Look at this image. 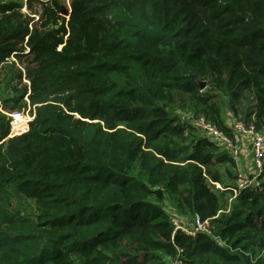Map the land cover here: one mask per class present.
Here are the masks:
<instances>
[{"label":"trees","instance_id":"1","mask_svg":"<svg viewBox=\"0 0 264 264\" xmlns=\"http://www.w3.org/2000/svg\"><path fill=\"white\" fill-rule=\"evenodd\" d=\"M49 3L23 28L19 7L0 5V68L12 54L24 66L17 86L35 107L28 131L0 144V264H156L175 247L185 264H264V174L219 215L213 184L236 189L224 181L234 163L173 115L190 95L222 131L210 87L258 130L264 0H69L59 27ZM18 197L35 219L12 208ZM166 199L212 236L172 243Z\"/></svg>","mask_w":264,"mask_h":264},{"label":"rangeland","instance_id":"2","mask_svg":"<svg viewBox=\"0 0 264 264\" xmlns=\"http://www.w3.org/2000/svg\"><path fill=\"white\" fill-rule=\"evenodd\" d=\"M51 1L52 0H0V5L13 4L19 7V9L16 10L17 15L19 17H16L12 21V24L14 25L17 24V22H20L23 28L31 24L30 22L34 23V21L35 22L38 21L37 16H35V13L41 14L43 10L39 3L41 4L44 3L46 4L45 6L50 7L49 2ZM58 3L61 8V12L58 13L57 15L59 19L57 21L59 27L60 25H63V20L66 19V17L68 16L70 12V7H69V0H58ZM23 69L24 66L16 65V60L15 58H13V54L8 57V59L3 64V66L0 68V135L1 137H4V139L1 140L0 144L6 143L9 139H11L14 136H19L24 134L26 131H28L27 129H29V123H31L35 118V111H34L35 107L30 106L27 100V96L30 92L29 91L26 92L24 87L27 85V81L23 80L22 85L17 86L18 81L16 79V75L18 74V71H23ZM204 91L200 90V92L202 93ZM207 91L217 96L214 100L210 101V105L214 106L216 109H219L218 123H220L219 125L223 127L221 128L222 131L221 130L220 131L223 132L224 130H226L224 132H228V134L231 133L232 136L228 138L232 142H234L237 147L238 160L236 162L232 161L235 166L234 170L232 171V175L234 179L236 178V180L232 182L228 177H224L225 182L227 183L231 182L233 183L232 185L237 186L239 183V179L237 177L238 175H242L243 177L251 176L250 174L251 172L248 173L247 168L249 167L251 169L252 140L251 138H246V137H242V138L238 136L235 137V135H233V132L230 131V129L234 123L245 121L244 120L245 113L240 111V107L237 106L239 109V114L234 115L233 112L230 109H228L229 103L231 102L230 98L220 94L218 91H215L210 87L207 89ZM17 93H21L22 95L24 93L27 94H25L24 96L25 98L22 101L16 103L12 99L14 97H17L18 95ZM173 115L177 116L182 123H187L190 119L195 120L200 117H206L201 110V104L196 103L195 101L192 100L190 95H185V94L181 95V98L177 97V104H176V108L173 111ZM24 120L28 122L24 124L23 122ZM252 122L257 123V125L259 126L257 127L258 128L257 131H263L264 119H256L253 117ZM189 126L192 129V134L188 136L189 138L193 137L196 139L197 138L202 139L204 137V135L199 131L198 128L191 126V124ZM187 131L188 130L185 131L183 136L186 135ZM237 165H238V169H237ZM214 187H215L214 190L218 192L217 195L220 198L219 199L220 210L218 212L219 215L225 212L228 215L232 213V211L236 212L241 210L238 208V204H236L237 206L232 205V203L236 200V198L239 197L240 193L237 192L234 193L230 189L228 190L223 189L222 191H220L219 189L216 188V186ZM168 202H169L168 199L164 201V205H162V210L166 213L169 220L176 219L177 221L183 222L186 225L191 223L192 221L191 215L180 214V212L177 211V209L174 206H172L170 202L169 203ZM11 205L12 208L15 211H19L20 215L23 217L32 216L31 218L35 219L37 216L36 210L38 206L35 202H33V200H28L19 197L13 198ZM210 230L211 232H213L214 230V227L211 224H210ZM156 256L158 257V261L156 262V264L171 263L172 258L167 257L163 251L160 252L158 251Z\"/></svg>","mask_w":264,"mask_h":264},{"label":"built area","instance_id":"3","mask_svg":"<svg viewBox=\"0 0 264 264\" xmlns=\"http://www.w3.org/2000/svg\"><path fill=\"white\" fill-rule=\"evenodd\" d=\"M191 120L193 119H190L188 122L191 124V126L199 129V131L204 135L203 138L214 144L220 150V152L226 153L232 159V161L236 162L238 160V151L236 144L232 142L225 133L218 130L204 117L197 118L193 121ZM23 122L24 124H26V122L28 121L24 120ZM230 131L233 132V135H235V137H246L251 138L252 140L251 176L243 177L242 175H238L237 177L239 179V183L236 189L230 190L234 193H241L242 191L247 189H259L262 183V176L264 174V129L263 131H257L255 125L252 123L245 124L242 122H237L233 124ZM217 189L221 190V186L218 185ZM170 226L172 228V243L174 242L175 235L178 233L191 239L196 238L198 235H206L208 237L212 236L210 230V221H202L198 216H195L192 219L191 223L187 225L183 222L177 221L176 219H171ZM170 264H185L182 249L175 247V256L172 258Z\"/></svg>","mask_w":264,"mask_h":264},{"label":"water","instance_id":"4","mask_svg":"<svg viewBox=\"0 0 264 264\" xmlns=\"http://www.w3.org/2000/svg\"><path fill=\"white\" fill-rule=\"evenodd\" d=\"M64 12V11H63ZM192 82L195 86H197L200 90H204L206 87V83L205 82H200L198 80H196L195 78H192Z\"/></svg>","mask_w":264,"mask_h":264},{"label":"crops","instance_id":"5","mask_svg":"<svg viewBox=\"0 0 264 264\" xmlns=\"http://www.w3.org/2000/svg\"><path fill=\"white\" fill-rule=\"evenodd\" d=\"M247 170H248V173H250L251 172V169L248 167L247 168ZM219 184H213V186H216V188H217V186H218ZM220 186V185H219ZM223 190V188H221V190L220 191H222ZM226 213V212H225Z\"/></svg>","mask_w":264,"mask_h":264}]
</instances>
